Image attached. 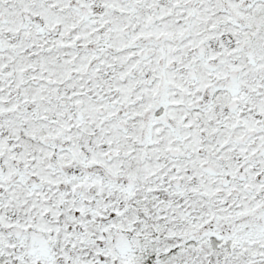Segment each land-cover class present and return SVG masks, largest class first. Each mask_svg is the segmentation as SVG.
<instances>
[{"label": "snow or ice", "instance_id": "obj_1", "mask_svg": "<svg viewBox=\"0 0 264 264\" xmlns=\"http://www.w3.org/2000/svg\"><path fill=\"white\" fill-rule=\"evenodd\" d=\"M0 264H264V0H0Z\"/></svg>", "mask_w": 264, "mask_h": 264}]
</instances>
